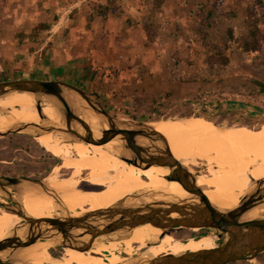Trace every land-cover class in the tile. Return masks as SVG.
Returning a JSON list of instances; mask_svg holds the SVG:
<instances>
[{
	"label": "bare ground",
	"instance_id": "obj_1",
	"mask_svg": "<svg viewBox=\"0 0 264 264\" xmlns=\"http://www.w3.org/2000/svg\"><path fill=\"white\" fill-rule=\"evenodd\" d=\"M69 99L74 110L92 130L107 127L84 100L73 94ZM41 105L42 112L50 121H61L56 106L49 98L42 97ZM39 121L32 93L11 92L0 97V131L16 123L37 124ZM149 125L165 136L174 157L190 171L195 173L193 168L200 161L206 164V174L197 175L198 184L204 188L210 202L221 211L235 207L240 197L253 188L251 178H264V138L259 133L241 127L219 129L192 118H177ZM34 139L47 152L60 159L61 164H57L53 173L66 169L68 177L63 179L60 175L48 176L41 185L36 183L33 187V183L22 182L16 186L14 198L29 216H78L87 211L110 207L128 195L142 194L145 190H161L177 196L186 194L177 182L164 178L168 174V168L156 165L139 167L120 159V156H127L120 140L114 139L104 144L86 143L72 140L67 133L56 130L35 136ZM83 172L86 173L84 181L100 185L104 190L87 195L79 194L75 184ZM60 187L61 190L58 191L57 188ZM166 198L169 197L155 194L131 202ZM78 204H85V207L78 211ZM261 216H264V203L251 209L242 219ZM20 221V217L0 207V240L7 237ZM151 227L156 226L147 223L123 234L100 236L87 251L67 247L62 249L60 255H55L51 250L56 241L46 238L18 248L10 255L0 253V256L8 257L16 264H128L134 253L137 254L138 261L144 263L146 259L162 254L180 255L186 251L218 247L213 231L182 239L175 238V234L169 231L162 235L160 228L155 237L143 238L130 247L125 245L129 237ZM198 230V227L187 228L189 233ZM24 232L23 228L18 230L19 235ZM118 249L123 250L125 255Z\"/></svg>",
	"mask_w": 264,
	"mask_h": 264
},
{
	"label": "rangeland",
	"instance_id": "obj_2",
	"mask_svg": "<svg viewBox=\"0 0 264 264\" xmlns=\"http://www.w3.org/2000/svg\"><path fill=\"white\" fill-rule=\"evenodd\" d=\"M10 1L0 0V13ZM87 1L94 11L101 13L108 9V3L112 8L115 5V0H108L102 9L93 0ZM143 7L145 14L140 20L144 24L143 34L133 35L137 43L132 47L128 45L126 50L140 64L137 74L141 76L142 70L146 80L147 72L157 76L151 84L147 81L142 91L139 86L130 84L129 78L124 87L113 86L115 82L109 84L108 94L99 88L103 87L101 82L90 86L92 92H101V97L96 96L101 105L116 117L148 123L192 118L201 123L211 122L208 124L219 129L241 127L264 138V20L258 35L262 39L259 49L248 52L242 47L250 39L253 17L264 11V0H153ZM214 9H218V15L206 19V13ZM78 50L82 51L81 43ZM122 79L125 82L127 78ZM75 84L86 90L82 83ZM13 153L12 171L32 174L30 177L37 179L50 176L52 169L61 164L58 157L24 131L0 136V159L8 160ZM206 168L200 161L193 169L198 175L206 174ZM58 174L63 179L68 177L66 169H60ZM85 175L81 173L75 184L79 194L104 190L85 182ZM6 197L0 194V199L5 201ZM84 207L85 204H78L76 208L79 211ZM169 232L175 234V238L185 239L198 236L204 230L189 233L187 228L175 227ZM135 238L136 235L131 236L125 243H132ZM62 249L54 246L52 253L60 255ZM118 250L125 255L123 250ZM230 264H264V253L256 259Z\"/></svg>",
	"mask_w": 264,
	"mask_h": 264
},
{
	"label": "water",
	"instance_id": "obj_3",
	"mask_svg": "<svg viewBox=\"0 0 264 264\" xmlns=\"http://www.w3.org/2000/svg\"><path fill=\"white\" fill-rule=\"evenodd\" d=\"M11 92H30L35 96V108L39 123H16L0 136L14 132H28L34 137L53 130L67 133L72 140L86 143L104 144L110 140H120L127 156H120L126 163L135 166H163L168 168L164 177L177 182L185 195L177 196L161 190H145L133 193L103 209L84 212L73 216L32 217L14 198L15 187L22 182L42 184V179L30 176H0V194L6 195L11 203L0 199V207L21 218L10 234L0 240V253L10 255L18 248H24L46 238L56 241L55 246L87 251L100 236L123 234L139 225L151 224L162 229L164 235L170 229L198 227L204 232L213 231L217 249L186 251L180 255L162 254L138 261L132 255L128 264H228L238 260L256 259L264 253V216L248 220L242 219L251 209L264 203V178L252 179L253 188L240 197L239 203L221 211L214 206L198 184L197 174L174 157L165 136L148 122L116 117L110 114L87 90L61 80H41L35 78H13L0 80V97ZM84 100L87 106L107 127L97 131L74 110L70 95ZM47 97L56 106L60 122L50 121L42 112L41 98ZM163 194L169 198L153 199L149 202L137 201L140 197ZM176 213V216L172 214ZM24 229L23 235L18 230ZM0 264H16L0 256Z\"/></svg>",
	"mask_w": 264,
	"mask_h": 264
},
{
	"label": "crops",
	"instance_id": "obj_4",
	"mask_svg": "<svg viewBox=\"0 0 264 264\" xmlns=\"http://www.w3.org/2000/svg\"><path fill=\"white\" fill-rule=\"evenodd\" d=\"M70 1L11 0L3 7L0 80L35 78L82 83L97 97H101V92H92L90 86L95 87L100 82L103 87L99 88L107 94L109 84L115 82L113 86L124 87L128 78L129 83L139 86L141 91L147 81L151 84L157 74L147 72V80L142 70L141 76L137 74L140 64L127 50L128 45L132 47L137 43L133 35L143 34L144 24L140 21L145 14L143 6L153 0H115L113 8L108 3L104 13L94 11L88 4L90 1ZM93 1L101 8L108 2ZM132 4L135 5L131 7ZM122 77L127 78L125 82ZM14 158L15 153L8 161L13 163Z\"/></svg>",
	"mask_w": 264,
	"mask_h": 264
},
{
	"label": "trees",
	"instance_id": "obj_5",
	"mask_svg": "<svg viewBox=\"0 0 264 264\" xmlns=\"http://www.w3.org/2000/svg\"><path fill=\"white\" fill-rule=\"evenodd\" d=\"M218 13H219L218 9H214L212 12L208 11L206 13V19H208L210 17H212V18L216 17L218 15ZM262 20H264V11L259 16L253 17L252 22H251V29H250V39L242 44V47L245 51L253 52V51H256L259 49L262 39L261 38L259 39L258 35L260 33V28H261L260 24H261ZM228 103L232 105V104H234V101H229ZM237 104L241 105V106L243 105L240 102H238ZM204 122H207V121H204ZM207 123H211V122H207ZM143 238H145V237L143 236V237H138L135 239H136V242H139ZM230 263H232V262H230ZM230 263H228V264H230Z\"/></svg>",
	"mask_w": 264,
	"mask_h": 264
},
{
	"label": "flooded vegetation",
	"instance_id": "obj_6",
	"mask_svg": "<svg viewBox=\"0 0 264 264\" xmlns=\"http://www.w3.org/2000/svg\"><path fill=\"white\" fill-rule=\"evenodd\" d=\"M14 166L15 165H13L12 161H8L6 159H0V176H31L32 175V174H28V173H14L12 171ZM56 169H57V166L54 167V169H52V170L55 171ZM57 172H59V171H56L55 173L51 174L50 176L59 175ZM85 182H87L91 186H97V185L92 184V183H90L88 181H85ZM36 185L37 184L33 183V187L36 186ZM97 187H102V186L98 185ZM5 201L8 202V203H11V200L8 197H6ZM176 227H179V226H176ZM157 234H158V227H151V228H148L145 232L137 234L136 238L143 237V236L149 238V237H152V236H156ZM134 242H136V239L134 240ZM134 242L125 243V245L131 246V245L134 244ZM51 252H52V250H51ZM53 254L58 255L56 253H53Z\"/></svg>",
	"mask_w": 264,
	"mask_h": 264
}]
</instances>
